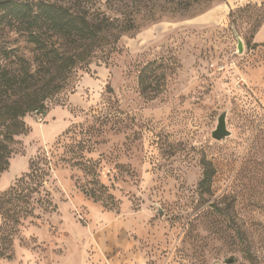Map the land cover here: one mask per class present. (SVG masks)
Returning a JSON list of instances; mask_svg holds the SVG:
<instances>
[{"label":"rangeland","instance_id":"rangeland-1","mask_svg":"<svg viewBox=\"0 0 264 264\" xmlns=\"http://www.w3.org/2000/svg\"><path fill=\"white\" fill-rule=\"evenodd\" d=\"M48 1L135 15L138 30L25 118L0 174V264H264V0ZM8 44L22 38L1 31ZM148 63L165 79L143 94ZM32 162L38 192L1 197Z\"/></svg>","mask_w":264,"mask_h":264},{"label":"trees","instance_id":"trees-1","mask_svg":"<svg viewBox=\"0 0 264 264\" xmlns=\"http://www.w3.org/2000/svg\"><path fill=\"white\" fill-rule=\"evenodd\" d=\"M112 1L106 0V4ZM115 1L125 4L127 0ZM218 1L223 0H183V5L209 9ZM137 23L135 15L88 14L48 0H0V32H13L23 43L21 48L0 46L1 60L17 68L0 67V174L9 166L18 137L29 132L25 118L33 113L44 115L47 100L69 88L79 71H87L94 63H106L120 38L137 32ZM19 51L30 57L18 54ZM160 67L161 64L148 63L141 69L138 76L141 93L163 86L164 74L156 73ZM202 165L199 188L209 186L213 177L212 167L204 161ZM42 175L44 171L32 162L29 174L17 180L18 185L1 197L15 193L31 198L42 186ZM100 188L104 189L98 186L86 193L99 201L101 195L96 191Z\"/></svg>","mask_w":264,"mask_h":264},{"label":"water","instance_id":"water-1","mask_svg":"<svg viewBox=\"0 0 264 264\" xmlns=\"http://www.w3.org/2000/svg\"><path fill=\"white\" fill-rule=\"evenodd\" d=\"M238 51H242V43L240 40L237 42ZM226 112L221 113L216 121V127L211 132V137L216 141L224 140L226 137L230 136V131L226 129V122H225Z\"/></svg>","mask_w":264,"mask_h":264},{"label":"built area","instance_id":"built-area-1","mask_svg":"<svg viewBox=\"0 0 264 264\" xmlns=\"http://www.w3.org/2000/svg\"><path fill=\"white\" fill-rule=\"evenodd\" d=\"M35 114H37V113H35ZM37 115H38V116H40V117H43V115H42V114H40V113H38Z\"/></svg>","mask_w":264,"mask_h":264}]
</instances>
